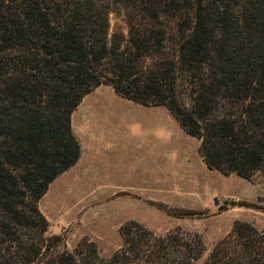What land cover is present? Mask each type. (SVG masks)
Wrapping results in <instances>:
<instances>
[{
	"label": "trees",
	"instance_id": "trees-1",
	"mask_svg": "<svg viewBox=\"0 0 264 264\" xmlns=\"http://www.w3.org/2000/svg\"><path fill=\"white\" fill-rule=\"evenodd\" d=\"M103 84L165 105L210 169L264 175V0H0V264H264V231L240 220L207 255L197 232L137 221L110 257L63 248L39 201L81 157L72 114Z\"/></svg>",
	"mask_w": 264,
	"mask_h": 264
},
{
	"label": "rangeland",
	"instance_id": "rangeland-1",
	"mask_svg": "<svg viewBox=\"0 0 264 264\" xmlns=\"http://www.w3.org/2000/svg\"><path fill=\"white\" fill-rule=\"evenodd\" d=\"M110 19L111 33L128 32L122 6L113 8ZM72 127L81 157L39 201L49 232L65 236V250L89 240L110 257L123 243L121 227L130 221L157 234L178 226L197 232L206 255L238 220L264 231V175L245 178L210 169L199 140L165 105H142L103 84L73 112Z\"/></svg>",
	"mask_w": 264,
	"mask_h": 264
}]
</instances>
